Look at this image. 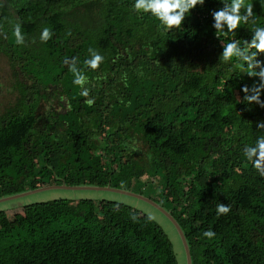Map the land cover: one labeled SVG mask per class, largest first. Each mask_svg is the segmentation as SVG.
<instances>
[{
  "label": "trees",
  "instance_id": "1",
  "mask_svg": "<svg viewBox=\"0 0 264 264\" xmlns=\"http://www.w3.org/2000/svg\"><path fill=\"white\" fill-rule=\"evenodd\" d=\"M247 2L255 25L225 42L243 45L264 26V0ZM133 4L0 0V53L16 91L0 110V198L49 185L137 187L178 222L191 264H264V177L243 155L264 134V108L242 102L259 78L219 60L210 13L222 3L206 0L167 32ZM89 48L104 57L96 71L84 64ZM73 58L91 107L73 83ZM220 203L227 215L217 216ZM18 214L0 210V264H178L156 221L112 200L54 198Z\"/></svg>",
  "mask_w": 264,
  "mask_h": 264
},
{
  "label": "clouds",
  "instance_id": "2",
  "mask_svg": "<svg viewBox=\"0 0 264 264\" xmlns=\"http://www.w3.org/2000/svg\"><path fill=\"white\" fill-rule=\"evenodd\" d=\"M206 0H134L132 5L136 13L149 14L158 22L160 28L164 31L178 29L184 25V21L191 15L197 7H203ZM222 7L211 10L213 18L212 28L214 35L221 42L222 52L219 60L223 63L239 62L246 70L249 77H258V81L249 87L244 85L242 91L244 96L242 102L246 104L256 103L264 108V100H261V93L264 92V61L258 59L264 55V26L253 27L251 29V39L244 41L241 45L239 40H225L234 35L241 29L242 25H255L254 5L247 0H220ZM15 43L24 45L25 38L20 24H16L13 29ZM53 36L50 28H43L40 34V40L46 43ZM222 37L224 39H222ZM90 58L84 61V64L92 71L99 69L103 63L104 57L96 50L89 48ZM68 64L69 61L65 60ZM69 71L73 73V83L81 88V96L85 97V103L91 107L95 103L94 98H89V88L85 87L89 83V78L83 71L77 67L76 58L71 60ZM122 79L127 80V75L123 74ZM258 129L264 130V120L256 122ZM243 155L247 161L251 162L252 167L264 177V134L259 135L253 145H246L243 149ZM231 211L230 205L220 203L216 207L217 216L227 215ZM151 219V217H149ZM204 237L212 239L215 232L211 229L203 233Z\"/></svg>",
  "mask_w": 264,
  "mask_h": 264
},
{
  "label": "rangeland",
  "instance_id": "3",
  "mask_svg": "<svg viewBox=\"0 0 264 264\" xmlns=\"http://www.w3.org/2000/svg\"><path fill=\"white\" fill-rule=\"evenodd\" d=\"M14 78L12 70L9 66L8 59L0 53V110L9 105L16 97V91L13 90ZM132 192L138 193V188L133 187ZM147 193L148 190H144ZM54 198H69L78 200L81 198H89L98 202L102 199L115 201L117 204L129 206L133 211H138L139 216L151 217L156 221L173 244V248L177 255L178 264H184V251L178 239V233L174 226L163 213L154 208L148 202L135 196L123 194L112 190H93V189H68V188H51L43 191L35 192L29 195L19 197L17 199L6 200L0 202V210L9 212V216L13 217L18 214V209L23 204L33 203L36 201L49 200Z\"/></svg>",
  "mask_w": 264,
  "mask_h": 264
},
{
  "label": "water",
  "instance_id": "4",
  "mask_svg": "<svg viewBox=\"0 0 264 264\" xmlns=\"http://www.w3.org/2000/svg\"><path fill=\"white\" fill-rule=\"evenodd\" d=\"M51 188L112 190V191L120 192V193H123V194L135 196L137 198H140V199L148 202L149 204L153 205L155 208L160 210L169 219V221L172 223V225L174 226L175 230L178 233V236H179V238L181 240V243H182V246L184 248L186 264H191V256H190L189 247H188L187 241L185 239L184 233H183L181 227L179 226L178 222L161 205L156 203L154 200H152V199H150V198H148V197H146V196H144L142 194H139V193H135V192H132V191H129V190H123V189H120V188L110 187V186H103V187H101V186H78V185L69 186V185L62 184V185L43 186V187H39V188H36V189L28 190V191H25V192L17 193V194H14V195L1 197L0 198V202L6 201V200H9V199L22 197V196H25V195H29V194H32V193H35V192H39V191H43L45 189H51Z\"/></svg>",
  "mask_w": 264,
  "mask_h": 264
}]
</instances>
